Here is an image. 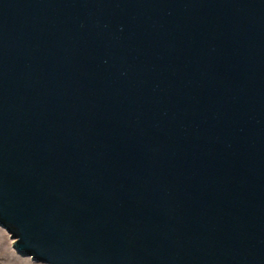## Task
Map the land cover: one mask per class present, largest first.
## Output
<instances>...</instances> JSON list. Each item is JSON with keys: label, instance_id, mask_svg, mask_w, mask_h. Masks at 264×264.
<instances>
[{"label": "water", "instance_id": "obj_1", "mask_svg": "<svg viewBox=\"0 0 264 264\" xmlns=\"http://www.w3.org/2000/svg\"><path fill=\"white\" fill-rule=\"evenodd\" d=\"M0 226L45 264H264V0H0Z\"/></svg>", "mask_w": 264, "mask_h": 264}, {"label": "rangeland", "instance_id": "obj_2", "mask_svg": "<svg viewBox=\"0 0 264 264\" xmlns=\"http://www.w3.org/2000/svg\"><path fill=\"white\" fill-rule=\"evenodd\" d=\"M11 234L0 226V264H45L36 262L32 257H24L15 249Z\"/></svg>", "mask_w": 264, "mask_h": 264}]
</instances>
